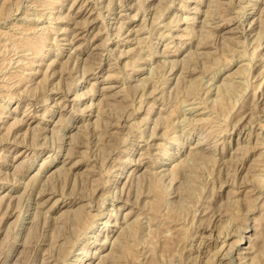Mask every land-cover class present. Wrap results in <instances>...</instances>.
<instances>
[{
	"label": "rangeland",
	"instance_id": "rangeland-1",
	"mask_svg": "<svg viewBox=\"0 0 264 264\" xmlns=\"http://www.w3.org/2000/svg\"><path fill=\"white\" fill-rule=\"evenodd\" d=\"M3 2L0 264H264V0H87L92 16L74 0ZM92 18L71 51L59 32ZM19 26L43 53L16 45ZM105 220L122 222L100 251L117 229Z\"/></svg>",
	"mask_w": 264,
	"mask_h": 264
},
{
	"label": "bare ground",
	"instance_id": "bare-ground-1",
	"mask_svg": "<svg viewBox=\"0 0 264 264\" xmlns=\"http://www.w3.org/2000/svg\"><path fill=\"white\" fill-rule=\"evenodd\" d=\"M40 1H41V0H40ZM49 1H50V0H49ZM51 1H53V0H51ZM55 1H56V0H55ZM91 1H92V0H91ZM8 2H9V0H5V3H8ZM57 2H58V1H57ZM59 2H60V1H59ZM238 2H240V1H238ZM119 3H120V2H119ZM2 4H3V6H2L3 8H0V13H3V14H4V11H5V12H7V14H8L9 11L6 10V9H8V8H6V5H4V2H3ZM8 4H9V3H8ZM21 4H22V3H21ZM39 4H40V3H39ZM39 4H38V6H39ZM51 4H52V3H51ZM57 4H58V3H57ZM74 4H76L75 6H78V5H79L78 10L76 11L77 14H79V15H83L84 13H87V14L91 13V14H89V15L92 16L93 11H91V10H92L94 7H90V4L87 3V0H86L85 2L82 1V0H74ZM232 4H233V3H232ZM31 5H32V4H31ZM47 5H48V4H47ZM91 5H92V4H91ZM127 5H128V4H127ZM7 6H8V5H7ZM242 6H243V5H242ZM244 6H245V5H244ZM40 7H41V5H40ZM56 7H57V6H56ZM42 8H43V7H42ZM131 8H132V7H131ZM232 8H233V7H232ZM49 9H51V8H49ZM55 9H56V8H55ZM43 10H45V9L43 8ZM47 10H48V8H47ZM110 10H111V9H110ZM141 10H142V9H141ZM45 11H46V10H45ZM45 11H44V12H45ZM51 11H52V9L50 10V12H51ZM71 11H72V10H71ZM136 11H137V10H136ZM208 11H209V10H208ZM244 11H245V10H244ZM11 12H12V11H11ZM144 12H145V11H144ZM51 13H52V12H51ZM3 14H1L0 16H1V17L4 16ZM5 14H6V13H5ZM27 14H28V13H27ZM54 14H55V13L53 12V16H54ZM9 15H10V14H9ZM9 15H8V16H9ZM45 15H46V14H45ZM48 15H49V14H48ZM122 15H123V14H122ZM174 15H175V14H174ZM261 15H262V14H261ZM6 16H7V15H6ZM49 16H50V15H49ZM66 16H67V15H66ZM87 16H88V15H87ZM23 17H24V16H23ZM58 17H60V16H58ZM176 17H177V16H176ZM181 17H182V16H181ZM30 18H31V17H30ZM61 18H62V17H61ZM187 18H188V17H187ZM195 18H196V17H195ZM263 18H264V17H263ZM63 19H64V18H63ZM181 19H182V18H181ZM212 19H213V18H212ZM7 20H8V19H7ZM173 20H174V19H173ZM222 20H223V19H222ZM255 20H256V19H255ZM255 20H254V21H255ZM9 21H10V19H9ZM36 21H37V20H36ZM189 21H190V19H189ZM195 21H196V20H195ZM204 21H205V20H204ZM168 22H169V21H168ZM205 22H206V21H205ZM205 22H204V24H205ZM214 22H215V21H214ZM227 22H228V21H227ZM261 22L263 23V21H261ZM195 23H196V22H195ZM20 24H21V23H20ZM24 24H25V23H24ZM33 24H34V23H33ZM86 24L88 25L87 27L84 26V27H86V28H84V27H83V28H82V27H79V26H78L79 24H77V25L73 28L72 31L70 30L71 28L68 29V28H64V27H63V29H61V32H59L60 35L62 36V38H61V37H60V38L63 40V42H64L63 44H64V45H69V46H70L69 48H71V49H70L71 51L76 52V53H77L78 51H79V53H84V52H85V49L83 50V48H82L83 45L80 44V43H79V44H76V43H77L80 39L84 38V36H86V35H89V36H90V34H92L94 28H95L96 25H97V24H95V20H94V18H92V20L86 22ZM10 25H11V24H10ZM121 25H122V24H121ZM160 25H161V24H160ZM205 25H207V24H205ZM260 25H262V24H260ZM260 25H259V27H260ZM263 25H264V24H263ZM15 26H16V25H15ZM46 26H47V25H46ZM145 26H146V25H145ZM165 26H166V25H165ZM241 26H242V25H241ZM122 27H123V26H122ZM142 27H143V26H142ZM207 27H208V26H206V28H207ZM18 28L21 30V33H22V34L19 32V33L21 34V36L19 37V36H16V34H14V35L12 34V36H11L10 38H12V37L15 38L16 41H17V42L15 41L16 45H18L19 47H21V49H25V50L30 49V50H32V51H33L32 55L34 54V52H35V54H36V53H39V52H42V51H41L42 48H45V49H46V47H47V45H48V44L46 45L47 42L45 43V42L43 41L44 38H43L41 35H38L41 31H40L38 34H37V33H36V34H37L38 36H41V37L43 38V40H42V38H39V37H38V38H39V39H38V38H35V37H31V36H29V35L32 33V31H33V27H30V26H19ZM34 28H36V30H37L38 27H37V26H36V27L34 26ZM40 28L42 29L43 27H40ZM47 28H48V27H47ZM47 28H46V29H47ZM137 28H138V27H137ZM204 28H205V26H204ZM208 28H209V27H208ZM249 28H250V27H249ZM46 29H45V30H46ZM144 29H145V28H144ZM170 29H172V28L170 27ZM179 29L182 30V31H184V30L186 29L187 31H191V32H192V30H190V29L188 30L186 27H185V28H179ZM235 29H236V28H235ZM20 30H19V31H20ZM38 30H39V29H38ZM52 30H53V29H52ZM134 30H135V29H134ZM134 30H133V29H132V30L130 29V30H129V35H128V36L132 35V33H133L132 31H134ZM204 30H205V29H204ZM207 30H208V29H207ZM207 30H206V33L209 32V31L207 32ZM210 30H211V29H210ZM253 30H254V29H253ZM42 31H44V30H42ZM47 31L49 32V30H47ZM50 31H51V30H50ZM139 31H142V30H139ZM227 31H228V29H227ZM2 32H3V31H2ZM4 32H5V31H4ZM4 32H3V36L5 35V33H6L7 31H6L5 33H4ZM8 32H9V31H8ZM34 32H35V29H34ZM191 32H189V33H191ZM193 32H194V29H193ZM233 32H234V31H233ZM45 33H46V32H45ZM45 33H44V35L47 34V33H46V34H45ZM59 33L57 32V34H59ZM166 33H167V32H166ZM203 33H204V32H203ZM210 33H211V31H210ZM213 33H214V32H213ZM239 33H240V32H239ZM6 34H7V33H6ZM36 34H35V35H36ZM40 34H42V32H41ZM98 34H99L98 32L95 33V34H94V37H96ZM160 34H161V33H160ZM187 34H188V33H187ZM247 34H248V33H247ZM249 34H250V33H249ZM7 35L10 36L11 34L9 33V34H7ZM18 35H19V34H18ZM55 35H56V34H55ZM178 35H179V34H178ZM192 35H193V34H192ZM250 35H251V34H250ZM146 36H147V35H146ZM170 36H171V35H170ZM176 36H177V35H176ZM190 36H191V35H190ZM190 36H189V37H190ZM206 36H207V35H206ZM216 36H217V35H216ZM36 37H37V36H36ZM44 37H45V36H44ZM48 37H49V35H48ZM48 37H46V38H48ZM56 37H57V36H56ZM142 37H143V36H142ZM179 37H183V35H182V36H179ZM133 38H134V37H133ZM135 38H136V37H135ZM135 38H134V39H135ZM146 38H147V37H146ZM193 38H194V37H193ZM210 38H211V37H210ZM210 38H209V39H210ZM214 38H215V37H214ZM233 38H234V37H233ZM235 38H237V37L235 36ZM5 39H7V36H6ZM61 39H60V41H61ZM105 39H106V38H105ZM129 39H131V38H129ZM139 39L141 40V37H138V40H139ZM142 39H143V38H142ZM188 39H189V38H188ZM209 39H208V40H209ZM224 39H225V38H224ZM7 40H8V39H7ZM140 40H139V41H140ZM231 40H232V39H231ZM129 41H130V40H129ZM132 41H133V39H132ZM132 41H130V42H132ZM134 41H136V40H134ZM172 41H173V40H172ZM203 41H204V38H203ZM137 42H138V41H137ZM177 42H178V41H177ZM182 42H183V41H182ZM234 42H235V41H234ZM0 43H1V42H0ZM4 43L6 44V42H4ZM7 43H8V42H7ZM11 43H12V40H11ZM203 43L205 44V42H203ZM206 43H207V42H206ZM5 44H4V45H5ZM165 44H166V43H165ZM184 44H185V43H184ZM194 44H195V43H194ZM198 44H199V43H198ZM103 45H104V44H103ZM140 45H141V44H140ZM7 46H8V44H7ZM7 46H6V47H7ZM168 46H169V45H168ZM197 46H198V45H197ZM9 47H10V46H9ZM19 47H18L17 49H20ZM64 47H65V46H64ZM51 48H52V47H51ZM60 48H62V47H60ZM103 48H104V47H103ZM133 48H134V47H133ZM5 49L7 50V49H9V48L7 47V48H5ZM14 49H15V48H14ZM179 49H180V48H179ZM179 49H178V52H179ZM1 50H2V49H1ZM3 50H4V47H3ZM12 50H13V49H12ZM47 50H49V49H47ZM68 50H69V49H68ZM182 50H183V49H182ZM49 51H50V50H49ZM168 51H169V50H168ZM194 51L196 52V50H194ZM194 51H193V52H194ZM198 51H199V50H198ZM4 52H5V50H4ZM6 52H7V51H6ZM12 52H13V51H12ZM14 52H15V51H14ZM17 52H18V51H17ZM25 52H26V51H25ZM60 52H61V51H60ZM60 52H59V53H60ZM122 52H123V51H122ZM21 53H22V52H21ZM29 53H31V52L29 51ZM42 53H43V52H42ZM47 53H48V52H47ZM109 53H110V52H109ZM173 53H174V52H173ZM0 54H1V52H0ZM2 54L5 55V53H3V52H2ZM15 54H16V53H15ZM22 54H23V53H22ZM131 54H132V53H131ZM166 54H167V53H166ZM166 54H165V55H166ZM168 54H170V53L168 52ZM3 55H1V57H3ZM6 55H7V53H6ZM6 55H5V56H6ZM23 55H24V54H23ZM26 55H27V54H26ZM30 55H31V54H30ZM122 55H123V54H122ZM174 55H175V54H174ZM27 56H28V55H27ZM33 56H34V55H33ZM33 56H31V57H33ZM47 56H48V54L45 55V58H47ZM90 56H91V55H90ZM116 56H117V55H116ZM36 57H37V55H36ZM75 57H76V56H75ZM33 58H34V57H33ZM212 58H213V57H212ZM9 59H10V58H9ZM151 59H152V58H151ZM213 59L215 60V58H213ZM22 60H23V59H22ZM24 60L26 61L25 58H24ZM36 60H37V59H36ZM36 60H34V61H36ZM42 60H43V58H42ZM72 60H73V59H72ZM149 60H150V59H149ZM190 60H191V59H190ZM190 60H189V61H190ZM211 60H212V59H211ZM28 61H29V60H28ZM30 61H31V59H30ZM56 61H57L56 59H53L51 62H49V63H48V64H49V68H51V67L54 65V63H56ZM152 61H153V60H152ZM175 61H176V60H175ZM32 62H33V60H32ZM78 62H79V61H78ZM167 62L169 63V61H167ZM173 62H174V60H173ZM177 62H178V61H177ZM177 62H176V63H177ZM179 62H180V61H179ZM2 63H3V62H2ZM2 63H1V64H2ZM19 63H20V62H19ZM21 63H22V62H21ZM40 63H41V61H40ZM40 63H39V64H40ZM43 63H44V62H43ZM43 63H42V64H43ZM170 63H171V62H170ZM170 63H169V64H170ZM30 64H31V63L29 62V66H28V68L30 67ZM36 64H37V62H36ZM39 64H38V65H39ZM48 64H47V65H48ZM61 64H62V63H61ZM23 65H24V64H23ZM26 65H27V63H26ZM31 65H32V64H31ZM38 65H37V66H38ZM94 65H95V64H94ZM174 65H175V64H174ZM20 66H22V65H20ZM96 66H97V65H96ZM138 66H139V65H138ZM25 67H26V66H25ZM32 67H33V66H32ZM32 67H31V68H32ZM22 68H23V67H22ZM22 68H19V69H22ZM172 68H173V67H172ZM3 69H4V68H3ZM17 69H18V68H17ZM23 69H24V68H23ZM23 69H22V70H23ZM46 69H47V68H46ZM109 69H110V68H109ZM22 70H21V71H22ZM31 70H32V69H31ZM193 70H194V69H193ZM193 70H191V71H193ZM46 71H47V70H46ZM182 71H183V70H182ZM184 71H186V70H184ZM12 72H13V71H12ZM14 72H15V71H14ZM16 72H17V70H16ZM53 72H54V71H53ZM168 73H170V71H169ZM4 74H5V73H4ZM16 74H18V73H16ZM16 74H13V75H16ZM26 74H27V73H26ZM29 74L31 75V72H30ZM0 75H1V74H0ZM23 75H25V74H23ZM152 75H153V74H152ZM204 75H205V74H204ZM11 76H12V75H10V78H13V77H11ZM19 76L21 77L22 75L19 74ZM46 76H47V75H46ZM110 76H111V75L109 74V77H110ZM213 76H214V75H213ZM2 77H3V76H2ZM17 77H18V76H17ZM107 77H108V76H107ZM5 78H6V77H5ZM5 78H4V79H5ZM21 78H22V77H21ZM26 78H27V77H26ZM44 78H45V77H44ZM150 78H151V74H150ZM8 79H9V78H8ZM16 79H17V78H16ZM19 79H20V78H19ZM19 79H18V80H19ZM22 79H23V78H22ZM22 79H20V80H21V83H22ZM1 80H2V79H1ZM24 80L27 81V80H29V79H27V80L24 79ZM192 80H193V79H192ZM202 80H203V79H202ZM10 81H11V80H10ZM12 81H13V80H12ZM25 81H24V82H25ZM193 81H194V80H193ZM14 82H15V85L18 86V84H16L17 82L15 81V79H14ZM148 82H149V81H148ZM179 82H180V81H179ZM204 82H205V81H204ZM232 82H233V81H232ZM28 83H29V82H28ZM154 83H155V82H154ZM165 83H166V82H165ZM192 83H193V82H192ZM200 83H201V82H200ZM209 83H210V82H209ZM229 83H230V82H229ZM229 83L227 84V86H229ZM240 83H241V82H240ZM155 84H156V83H155ZM159 84H160V83H159ZM206 84H207V83H206ZM224 84H225V82L223 83V85H224ZM231 85H233V83H231ZM0 86H1V88H2V87L4 88L6 85L4 84L3 86H2V85H0ZM113 86H114V85H113ZM115 86H116V85H115ZM154 86H155V85H154ZM6 87H8V86H6ZM110 87H111V86H110ZM163 87H164V86H163ZM163 87H161V88H163ZM214 87H215V86H214ZM9 88H11V86H10ZM18 88H19V87H18ZM24 88H25V87H24ZM108 88H109V87H107V89H108ZM145 88H146V87H145ZM204 88H205V87H204ZM104 89H105V88H104ZM119 90H120V89H119ZM122 90H123V89H122ZM156 90H157V89H156ZM193 90H196V89H193ZM100 91H101V90H100ZM147 91H148V90H147ZM150 91H151V90H150ZM205 91H206V90H205ZM2 92H3V91H2ZM12 92H13V91H12ZM14 92H15V91H14ZM118 92H119V91H118ZM192 92H194V91H192ZM198 92H199V91H198ZM7 93H8V92H7ZM115 93H116V92H115ZM123 93H125V92H123ZM151 93H152V92H151ZM163 93H164V92H163ZM194 93H195V92H194ZM199 93H200V92H199ZM120 94H121V92H120ZM126 94H127V93H126ZM219 94H220V93H219ZM219 94H218V95H219ZM6 95H7V94H6ZM116 95H118V93H117ZM121 95H122V94H121ZM124 95H125V94H124ZM220 95H221V94H220ZM220 95H219V96H220ZM1 96H3V95L1 94ZM50 96H51V95H50ZM107 96H109V95H107ZM160 96H161V92H160ZM4 97H5V96H4ZM121 98H122V97H121ZM121 98H120V99H121ZM4 99H5V98H4ZM4 99H2V100H4ZM161 99H162V98H161ZM124 100H126V98H125ZM101 101H102V100H101ZM145 101H146V100H145ZM54 102H55V101H54ZM140 103H141V102H140ZM92 104H93V103H92ZM141 104H142V103H141ZM120 107H122V106H120ZM128 107H129V106H128ZM63 108H64V107H63ZM118 108H119V107H118ZM121 109H122V108H121ZM138 109H139V107H138ZM153 109H154V108H153ZM189 109H190V108H189ZM0 110H2V109H0ZM102 110H103V109H102ZM166 111H167V110H166ZM182 111H183V110H182ZM23 112H24V111H23ZM172 112H173V111H172ZM3 113H4V112H3ZM3 113L0 112V114H3ZM133 113H134V111H133ZM174 113H175V112H174ZM167 114H168V113H167ZM157 115H158V114H157ZM170 115H172V114H170ZM180 115H181V114H180ZM10 116H11V115H10ZM172 116H173V115H172ZM174 116H175V115H174ZM4 117H5V116H4ZM169 117H170V116H169ZM98 118H99V116H98ZM172 118H173V117H172ZM185 118H186V117H185ZM187 118H188V117H187ZM101 119H102V118H101ZM157 119H158V118H157ZM175 119H176V118H175ZM175 119H174V120H175ZM181 119H183V118H181ZM189 119H190V118H188V122L190 121ZM202 119H203V118H202ZM4 120H5V119H4ZM18 120H19V119H18ZM20 120H21V119H20ZM145 120H146V119H145ZM198 120H199V119H198ZM198 120H197V121H198ZM200 120H201V118H200ZM16 121H17V119H16ZM93 121H94V120H93ZM99 121H100V120H99ZM102 121H103V120H102ZM105 121H106V120H105ZM157 121H158V120H157ZM168 121H170V120H168ZM171 121H172V120H171ZM191 121H192V120H191ZM191 121H190V122H191ZM195 121H196V120H195ZM201 121H202V120H201ZM87 122H88V121H87ZM87 122H86V123H87ZM155 122H156V121H155ZM165 122H166V121H165ZM173 122H174V121H173ZM190 122H189V123H190ZM198 122H199V121H198ZM145 123H146V122H145ZM158 123H159V122H158ZM160 124H161V123H160ZM17 125H18V124H17ZM89 125H90V123H89ZM127 125H128V124H127ZM34 126H36V125H34ZM39 127H40V126H39ZM130 127H131V125H130ZM5 128H6V127H5ZM97 128H98V126H97ZM154 129H155V128H154ZM248 129H249V128H248ZM101 131H102V130H101ZM127 131H128V130H127ZM7 132H8V131H7ZM137 132H138V131H137ZM152 132H153V131H152ZM251 132H252V131H251ZM100 133H101V132H100ZM101 134H102V133H101ZM150 135H151V134H150ZM165 135H166V134H164L163 136H165ZM168 135H169V134H168ZM113 136H114V135H113ZM153 136H154V135H153ZM141 137H142V136H141ZM174 137H176V136H174ZM174 137H172V138H174ZM7 138H8V137H7ZM139 138H140V137H139ZM176 138H177V137H176ZM133 139H134V138H133ZM152 139H153V138H152ZM162 139H165V138H162ZM16 140H17V139H16ZM144 140H145V139H144ZM23 141H24V140H23ZM165 141H166V140H165ZM242 141H243V140H242ZM157 142H158V141H157ZM27 145H28V143H27ZM159 145H160V144H159ZM160 146H161V145H160ZM162 146H163V145H162ZM58 149H59V148H58ZM70 149H71V148H70ZM197 151H198V150H197ZM125 152H126V151H125ZM201 152H202V151H201ZM197 153H198V152H197ZM197 153H196V154H197ZM69 154H70V153H69ZM198 154H199V153H198ZM221 154H222V153H221ZM117 155H118V154H117ZM67 156H68V155H67ZM201 156H203V154H201ZM212 156H213V155H212ZM118 157H119V156H118ZM195 157H196V156H195ZM208 157H209V156H208ZM208 157L205 156L206 159H208ZM67 158H68V157H67ZM203 159H204V158H203ZM208 160H210V159H208ZM213 160H214V159H213ZM134 163H135V162H134ZM139 164H140V163H139ZM78 165H79V164L77 163V164H75L73 167H76V166H78ZM179 168H180V167H179ZM69 169H70V168H69ZM165 169H166V168H165ZM42 171H43V170H42ZM253 171H254V170H253ZM170 172H172V171H170ZM165 173H166V171H165ZM172 173H173V172H172ZM151 174H153V173H151ZM159 174H160V173H159ZM161 174H162V173H161ZM138 176H139V175H138ZM172 177H173V176H172ZM157 178H158V177H157ZM163 178H164V177H163ZM2 179H3V177H2ZM16 179H17V178H16ZM34 179H35V177H34ZM116 179H117V178H116ZM119 179H120V178H119ZM4 180H5V179H4ZM156 180H157V179H156ZM165 181H166V180H165ZM126 182H127V181H126ZM166 182H167V181H166ZM116 183H117V182H116ZM164 184H165V183H164ZM158 185H159V184H158ZM155 186H156V185H155ZM159 186H160V185H159ZM159 186H158V187H159ZM165 187H166V186H165ZM122 189H123V188H122ZM153 189H155V190L157 191V193H158L159 196H161V195L163 194V193L161 194V191H160V190H161V186H160V188H159L160 190L157 189V186H156V188H153ZM43 190H44V189H43ZM115 190H116V189H115ZM151 190H152V189H151ZM162 190L164 191L163 188H162ZM54 191H55V190H54ZM153 191H154V190H153ZM104 192H105V191H104ZM234 192H235V191H234ZM250 192H251V191H250ZM38 193H39V192H38ZM153 193H154V192H153ZM157 193H156V194H157ZM231 193H232V192H231ZM104 194H105V193H104ZM37 195H38V194H37ZM60 195H61V194H60ZM70 195H72V194H70ZM114 195H115V194H114ZM163 195H165V193H164ZM3 196H4V195H3ZM3 196H2V197H3ZM12 196H14V195H12ZM249 196H251V195H249ZM257 197H258V196H257ZM6 198H7V196H6ZM162 198H164V197H162ZM0 199L2 200V198H0ZM52 199H53L52 196H48V197L44 200V202L41 203V204H39V205H41V207H42V206H43L44 204H46L47 202H50ZM155 199L158 200V198H155ZM155 199H154V200H155ZM1 200H0V201H1ZM8 200H9V199H8ZM122 200H123V199H122ZM125 200H126V199H125ZM159 200H160V199H159ZM251 200H252V199H251ZM4 201H5V198H4ZM59 201H60V200H59L58 198H57L56 200L52 201V204L54 205V207H53V205L51 204L52 206H50L49 208H52V209L54 208L53 210H54V211H57V210L60 208V203H59ZM161 201H163V200H160V202H161ZM164 201H165V200H164ZM236 201H238V200H236ZM252 201H253V200H252ZM1 202H2V201H1ZM7 202H9V201L6 200V203H7ZM93 202H94V201H93ZM64 203H65V202H64ZM78 203H80V202H79V201H68L67 203H65V205H66V206L70 205V207H74V206H77ZM3 204H5V203L3 202ZM9 204H10V202H9ZM154 204H155V205H154L155 207L153 206V207H154L153 209L156 208V206H157L158 203L154 202ZM7 205H8V204H7ZM10 205H11V204H10ZM39 205H38L37 207H39ZM84 205H85V204H84ZM92 205H93V204H92ZM1 207H2V206H0V208H1ZM207 207H208V206H207ZM29 208H30V207H29ZM49 208H48V210H49ZM77 208H78V207H77ZM79 208H81V205H80ZM79 208H78V209H79ZM82 208H83V207H82ZM91 208H92V207H91ZM99 208H100V207H99ZM5 209H7V208H5ZM119 209H120V208H119ZM157 209H159L158 206H157ZM15 210H16V209H15ZM79 210H80V209H79ZM85 210H86V208H85ZM68 211H69V210H68ZM77 211H78V210H77ZM82 211H84V210H82ZM88 211H89V210H88ZM130 211H131V210H130ZM157 211H159V210H157ZM5 212H6V211H5ZM23 212H24V211H23ZM45 212H46V211H45ZM154 212H156V210L153 211V213H154ZM10 213H11V212H10ZM10 213H9V214H10ZM13 213H15V212H13ZM13 213H11L10 216L13 215ZM43 213H44V212H43ZM47 213H48V211H47ZM63 213H64V212H63ZM67 213H68V212H67ZM87 213H88V212H87ZM157 213H159V212H157ZM23 214H24V213H23ZM28 214H29V213H28ZM39 214H40V213H39ZM75 214H76V211H75ZM80 214H81V213H79V215H80ZM83 214H85V213H83ZM92 214H93V213H92ZM92 214H91V217H92ZM159 214H160V213H159ZM4 215H5V214H4ZM18 215H19V214H18ZM43 215H44V214H43ZM73 215H74V212H73ZM76 215H77V214H76ZM88 215H89V213L87 214V216H88ZM93 215H94V214H93ZM48 216H49V215H48ZM77 216H78V215H77ZM77 216H76V217H77ZM83 216H85V215H82V217H83ZM157 216H158V214L156 215V217H157ZM16 217L18 218V216H16ZM49 217H51V216H49ZM78 217H79V216H78ZM78 217H77V218H78ZM82 217H81V220L84 221L85 218L82 219ZM85 217H86V216H85ZM91 217H90V218H91ZM152 217H153V216H152ZM152 217H151V218H152ZM154 217H155V215H154ZM154 217H153V218H154ZM156 217H155V218H156ZM34 218H35V216H34ZM37 218H38V217H37ZM79 218H80V217H79ZM79 218H78V220H79ZM115 218H116V217H115ZM126 218H127V216L125 215V218H123L122 221H123V222H126ZM53 219H54V218H53ZM92 219H93V218H91V220H92ZM86 220L89 221V219H86ZM154 220H155V219H154ZM94 221H95V220H94ZM122 221H119L117 224H116V223L113 224L112 222H110V221H108V220H105V221L103 222V228H105V227H107V226H115V227H117V229H110V231H107V232L105 233V234H106V238L104 239V242L102 243V246L99 247V250H100V251H101V250H102V251L104 250V247L107 245L108 242H112V241H111V238H110L109 240H107V238L109 237L110 233H113V234L111 235V237H114V236H115V234L117 233L118 228H119L120 225H121L120 223H121ZM2 222H3V221H2ZM84 222H85V221H84ZM84 222H83V223H84ZM90 222H91V221H90ZM86 223H87V222H86ZM86 223L84 224L85 226H86ZM91 223H92V222H91ZM93 223H94V222H93ZM87 224H88V223H87ZM89 224H90V223H89ZM131 224H132V223H131ZM131 224H130V225H131ZM31 225H32V224H31ZM131 226H132V225H131ZM136 226H137V225H136ZM95 227H96V226H95ZM88 228H89V229H92L93 226H90V227H88ZM128 228H129V227H128ZM125 229H126V228H125ZM129 229H130V228H129ZM129 229H128V230H129ZM131 229H132L131 231H133V227H132ZM134 229L136 230V228H134ZM173 229H174V227H173ZM122 230H123V232H127V231H126L127 229H126L125 231H124V229H122ZM122 230H120V231H122ZM212 230H213V229H212ZM31 231H32V230H31ZM84 231H85V230H84ZM87 232H89V231H87ZM95 232H96V231H95ZM129 232H130V230H129ZM174 232H176V231H174ZM218 232H219V231H218ZM218 232H217V233H218ZM236 232H237V231H236ZM236 232H235V233H236ZM85 233H86V232H85ZM120 233H122V232H119V234H120ZM169 233H170V232H169ZM211 233H212V232H211ZM221 233H222V232H221ZM227 233H228V232H227ZM235 233H234V234H235ZM122 234H123V233H122ZM124 234H125V233H124ZM170 234H171V233H170ZM218 234H219V233H218ZM85 235H86V234H85ZM120 235H121V234H120ZM125 235H126V234H125ZM165 235H166V234H165ZM173 235H174V234H173ZM219 235H220V234H219ZM166 236H167V235H166ZM206 236H207V235H206ZM89 237H90V236H89ZM117 237H118V235H117ZM119 237H120V236H119ZM125 237H126V236H124V237L121 236V237H120V240L118 241V242H119V245H118V243H115V245L117 244V247H118V249H120V250H121L122 248H124V247H125V248L127 247L126 249H128V246H129V245H127L126 241L123 239V238H125ZM216 237H217V236H216ZM216 237H215V238H216ZM218 237H219V236H218ZM83 238H84V237H83ZM126 238H127V237H126ZM167 238H168V237H167ZM202 238H203V237H202ZM94 239H95V238H94ZM118 239H119V238H118ZM209 239H210V238H209ZM216 239H217V238H216ZM127 240H128V239H127ZM204 240H205V239H204ZM116 241H117V238H116ZM234 241H235V240H233V242H234ZM25 242H26V240H25ZM25 242H24V244H25ZM114 242H115V240L112 242V244H113ZM200 242L202 243L201 240H200ZM129 243H130V242H128V244H129ZM220 244H221V243H220ZM232 244H233V243H232ZM232 244H231L230 246H233ZM115 245H114V249L116 248ZM130 245H133V246H134L133 243H130ZM112 246H113V245H112ZM112 246H111V247H112ZM263 246H264V245H263ZM263 246H262V247H263ZM121 247H122V248H121ZM250 247H252V246L250 245ZM254 247H255V246H254ZM125 248H124V249H125ZM133 248H135V247H133ZM220 248H221V247H220ZM231 248H233V247H231ZM235 248H236V247H235ZM83 249H85V248H83ZM111 249H112V248H111ZM189 249H190V248H189ZM198 249H199V248H198ZM227 249L230 250V248H227ZM259 249H260V250H261V249L264 250V247H263V248L260 247ZM259 249H258V250H259ZM43 250H44V249H43ZM112 250H113V249H112ZM122 250H123V249H122ZM122 250H121V251H122ZM130 250H133V249H130ZM113 251H114V250H113ZM115 251H116V249H115ZM126 251H128V250H126ZM134 251H135V249H134ZM134 251H132V252H134ZM225 251H226V250H225ZM227 251H228V250H227ZM227 251H226V252H227ZM241 251H243V250H241ZM80 252H81V251H80ZM82 252H83V251H82ZM94 252H95V251H94ZM130 252H131V251H129V253H130ZM132 252L130 253V255H132ZM190 252H192V251H190ZM262 252H263V251H262ZM112 253H113V256H115V255H114L115 253H114V252H112ZM112 253H111V254H112ZM118 253H119V252H118ZM124 253H125V250H124ZM127 253H128V252H127ZM127 253H126V254H127ZM129 253H128V254H129ZM208 253H209V252H208ZM211 253H212V252H211ZM213 253H214V251H213ZM213 253H212V254H213ZM229 253H231V251H229ZM229 253H227V254H229ZM258 253H259V251H258ZM70 254H71V253H70ZM97 254H98V253H97ZM97 254L95 253V255H94L93 257H88L87 259H86V258L83 259L84 255H82V256L79 255L80 257H79L78 260H79V261H81V260H85V264H94V262H95L94 259L96 258V255H97ZM134 254H135V253H133V255H134ZM225 254H226V253H225ZM227 254H226V255H227ZM259 254H261V251H260ZM263 254H264V252L262 253V255H263ZM120 255H121V254L119 253V257H120ZM123 255H124V254H123ZM123 255H122V256H123ZM213 255H214V254H213ZM222 255H223V254H222ZM241 255H242V254H241ZM255 255H256V254H255ZM262 255H260V256H262ZM113 256H112V257H113ZM122 256H121V257H122ZM224 256H225V255H224ZM242 256H243V255H242ZM256 256H258V255H256ZM256 256H255V257H256ZM260 256H259V257H260ZM112 257H111V258H112ZM119 257H118V258L116 257L117 260L119 259ZM236 257H238V256H236ZM244 257H245V256H244ZM255 257H254V258H255ZM113 258H114V257H113ZM116 258H115V259H116ZM212 258H213V257H212ZM234 258H235V257H234ZM254 258H253V259H254ZM121 259H122V258H121ZM59 260H60V259H59ZM119 260H120V259H119ZM216 260H217V259H216ZM254 260H255V259H254ZM257 260H258V258H257ZM45 261H46V260H45ZM63 261H64V259H63ZM120 261H121V260H120ZM231 261H232V260H231ZM121 262H122V261H121ZM226 262H228V261H226ZM238 262H239V261H238ZM254 262H255V261H254ZM48 263H49V262H48ZM116 263H117V262H116ZM118 263H119V262H118ZM217 263H218V262H217ZM245 263H246V262H245ZM251 263H252V262H251ZM42 264H43V263H42ZM76 264H78V263H76ZM98 264H99V263H98ZM120 264H122V263H120ZM236 264H237V263H236ZM256 264H257V263H256Z\"/></svg>",
	"mask_w": 264,
	"mask_h": 264
}]
</instances>
